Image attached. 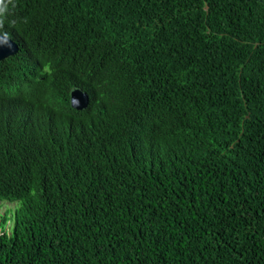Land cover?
<instances>
[{
    "label": "trees",
    "instance_id": "trees-1",
    "mask_svg": "<svg viewBox=\"0 0 264 264\" xmlns=\"http://www.w3.org/2000/svg\"><path fill=\"white\" fill-rule=\"evenodd\" d=\"M0 35V201L44 212L0 264H264V0H0Z\"/></svg>",
    "mask_w": 264,
    "mask_h": 264
},
{
    "label": "clouds",
    "instance_id": "clouds-1",
    "mask_svg": "<svg viewBox=\"0 0 264 264\" xmlns=\"http://www.w3.org/2000/svg\"><path fill=\"white\" fill-rule=\"evenodd\" d=\"M2 36V35H0ZM4 37V36H3ZM6 38V37H5ZM79 92L81 93L78 97V102L77 104L83 105L81 108L77 107H72L71 105V97L73 92ZM88 104V95L87 93H84L80 90H72L70 93V106L72 109L80 111L86 108ZM40 112V113H39ZM39 112H34L32 113V118L31 121H39L44 125L43 131L47 130V127L52 126V121H57L60 119H53V116L46 114L42 111L39 110ZM23 120H25L26 124H29L30 121H28L27 118L22 117ZM14 127H17V124H15ZM71 128L75 129V132L79 135L75 136V142L72 145L75 148H79L81 150H84V153L86 154L88 151L87 144H84V142L88 141L89 143H96L100 141V138L98 139H93L90 136V131H91V126L87 130H83L81 132V128L78 125L71 126ZM20 129V127H17ZM81 132V133H80ZM57 138V135L52 138L51 140H55ZM104 140V143L106 145H110L112 147V144L109 142L108 139H106L104 136L102 137ZM30 141V144L33 145L36 150H37V144L33 139H28ZM55 142H60V138L56 140ZM40 148V147H39ZM111 150V149H110ZM42 152H47L48 150L41 149ZM98 157L96 156V159ZM74 165H73V170H74ZM89 172L88 171H83L81 173H78V175H86L88 176L87 178H90V176H95L98 177V173L94 169H92L90 166ZM75 171V170H74ZM51 174L48 176H53V178H57L59 182L66 186V188H71V187H77V189L82 187V184L80 181H82V178H79L78 175H74L72 172L68 170H63V171H58V170H51ZM58 177H57V176ZM48 178V177H47ZM27 195L26 197L22 198H16L15 196L10 195L4 200L0 201V236L3 237H14L18 242H21L24 244L25 239H22V236L26 235V233L30 236V240L34 242V244H39V241H41L42 236L39 234V231L42 229L40 228L41 222L44 221V212H43V206H42V201L41 199H37L35 195L31 191H24ZM39 201V202H37ZM30 202V203H29ZM4 208V210H2ZM41 219V222L39 225H36L37 221ZM53 243L49 245V247H54L59 240H57L56 237L52 238L51 240ZM42 263V262H41Z\"/></svg>",
    "mask_w": 264,
    "mask_h": 264
},
{
    "label": "water",
    "instance_id": "water-1",
    "mask_svg": "<svg viewBox=\"0 0 264 264\" xmlns=\"http://www.w3.org/2000/svg\"><path fill=\"white\" fill-rule=\"evenodd\" d=\"M17 51V46L13 42H11L9 39L0 36V62L5 60L6 58L14 55ZM81 93L73 92L71 97V105L72 107L81 108L83 105L77 104L78 97Z\"/></svg>",
    "mask_w": 264,
    "mask_h": 264
},
{
    "label": "rangeland",
    "instance_id": "rangeland-1",
    "mask_svg": "<svg viewBox=\"0 0 264 264\" xmlns=\"http://www.w3.org/2000/svg\"><path fill=\"white\" fill-rule=\"evenodd\" d=\"M2 210H4V208H2Z\"/></svg>",
    "mask_w": 264,
    "mask_h": 264
}]
</instances>
